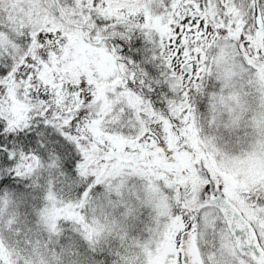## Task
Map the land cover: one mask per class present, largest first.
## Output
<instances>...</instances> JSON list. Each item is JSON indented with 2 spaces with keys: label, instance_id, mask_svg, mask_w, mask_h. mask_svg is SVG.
Here are the masks:
<instances>
[{
  "label": "snow or ice",
  "instance_id": "snow-or-ice-1",
  "mask_svg": "<svg viewBox=\"0 0 264 264\" xmlns=\"http://www.w3.org/2000/svg\"><path fill=\"white\" fill-rule=\"evenodd\" d=\"M0 264H264V0H0Z\"/></svg>",
  "mask_w": 264,
  "mask_h": 264
}]
</instances>
